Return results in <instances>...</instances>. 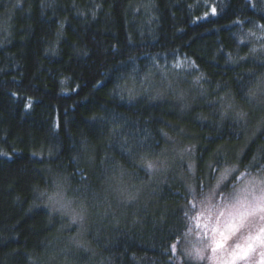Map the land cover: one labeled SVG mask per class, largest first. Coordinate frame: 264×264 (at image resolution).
<instances>
[{
    "label": "trees",
    "instance_id": "16d2710c",
    "mask_svg": "<svg viewBox=\"0 0 264 264\" xmlns=\"http://www.w3.org/2000/svg\"><path fill=\"white\" fill-rule=\"evenodd\" d=\"M259 25L264 0H0V264H26L49 231L46 209L30 207L46 165L89 180L81 137L100 148L101 171L112 155H155L178 140L190 149L192 173L158 174L135 222L96 243L101 264H194L178 252L197 187L223 169L235 170L233 181L264 170V129L245 141L219 120L215 99L228 88L243 99L264 71ZM177 64L197 79L179 88L193 98L187 107L174 89L154 100L158 74Z\"/></svg>",
    "mask_w": 264,
    "mask_h": 264
},
{
    "label": "clouds",
    "instance_id": "9594fccd",
    "mask_svg": "<svg viewBox=\"0 0 264 264\" xmlns=\"http://www.w3.org/2000/svg\"><path fill=\"white\" fill-rule=\"evenodd\" d=\"M171 98L181 107L193 102L179 90ZM215 99L219 120L234 123L245 141L264 129V71L254 74L243 99L230 88ZM99 152L96 143L81 137L78 158L90 170L86 182L73 178L65 168L46 165L43 182L32 183L30 207L46 209L43 222L49 231L28 252L26 264H101L97 238L102 231L135 222L136 213L150 198L151 184L171 160L166 155L169 149L155 155L133 151L128 158L112 155L101 171L96 163ZM133 165L145 169L148 179L139 177ZM260 179L264 182V176ZM202 249L189 245L184 252L198 262Z\"/></svg>",
    "mask_w": 264,
    "mask_h": 264
},
{
    "label": "rangeland",
    "instance_id": "374dc122",
    "mask_svg": "<svg viewBox=\"0 0 264 264\" xmlns=\"http://www.w3.org/2000/svg\"><path fill=\"white\" fill-rule=\"evenodd\" d=\"M192 73H194L192 67L186 64L180 67L174 65L172 69L170 68L168 71L160 72L158 74V79L161 80L164 85L163 87L160 85L157 90L154 89L155 91H161V93L157 95L159 98L155 97L154 100L165 97L169 90L171 92V90L174 89L177 92L180 87H183L181 86L183 82L184 90L187 89L188 86H197V79H189ZM137 92L139 93L140 91H130L131 94ZM142 94L152 98V96L145 94L143 91L141 92V95ZM176 142L174 148L170 151L171 153H166V155H170L171 157L170 165L160 174L166 172L174 173V170L176 172V168L179 169L178 171L181 173L185 170L188 174L192 173L193 160L190 149L187 147L181 148L179 146L181 144L179 140ZM234 172L235 170L232 168L223 169L219 173L213 174L214 178L212 182L204 181V184H200L197 187V193L193 194L192 209H189L192 216V228L188 235L180 241V251H175V253L178 252L180 254V258H184V260L194 264H227L230 260V256L223 258V252L225 251L221 249H217L215 253L212 251V247L214 246L213 240H219L218 232H214L213 229L222 230L223 224L232 222L230 213L234 211L232 205L236 203L238 198L250 201L253 197L264 195V182H261L260 179L264 176V170L254 174L237 177V180L233 181V177L235 176ZM221 213H223V215H221ZM262 224H264V221H261L259 216L255 217L253 226L247 229H241L235 235L230 236L229 240L224 244V249L226 248V250L230 249V251H232L237 244H243L244 237L258 231ZM232 241H235V245L231 243ZM189 245L203 246L202 253L204 258L200 259L198 262H193L187 258L184 248ZM259 261L260 255L258 249L250 254L247 264H259ZM235 264H245V261L237 260Z\"/></svg>",
    "mask_w": 264,
    "mask_h": 264
},
{
    "label": "snow or ice",
    "instance_id": "6c2138e0",
    "mask_svg": "<svg viewBox=\"0 0 264 264\" xmlns=\"http://www.w3.org/2000/svg\"><path fill=\"white\" fill-rule=\"evenodd\" d=\"M215 12V9H213ZM258 27L264 28V25ZM254 34V33H253ZM256 49H252L255 52ZM176 67H180L179 64ZM254 77V75H253ZM253 77L247 82L246 88H249ZM170 86V85H169ZM131 98V97H130ZM148 168H152V164H148ZM234 211L230 213L232 222L222 225V230L213 229L214 232H218L219 240H213L214 246L212 251L215 253L217 249H224V244L229 240L230 236L235 235L241 229H247L253 226L255 217L259 216L261 221H264V196L253 197L250 201L237 199L236 203L232 205ZM223 215V213H221ZM259 249L260 261L259 264H264V224L259 227V230L255 233H250L244 237L243 244H237L236 247L230 252V260L227 264H235L237 260H244L247 264V260L250 254ZM200 259H203V253L198 250Z\"/></svg>",
    "mask_w": 264,
    "mask_h": 264
}]
</instances>
